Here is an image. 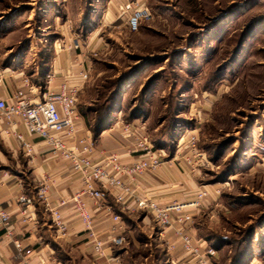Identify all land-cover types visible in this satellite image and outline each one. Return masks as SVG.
<instances>
[{"label": "rangeland", "instance_id": "374dc122", "mask_svg": "<svg viewBox=\"0 0 264 264\" xmlns=\"http://www.w3.org/2000/svg\"><path fill=\"white\" fill-rule=\"evenodd\" d=\"M129 2L151 17L136 32L126 23L98 32L79 113L94 127L106 118L123 138V126L136 127L167 156L194 131L213 160L203 181L220 186L224 210L218 222L195 215L194 228L215 264H264V0ZM108 3L0 0V68L32 76L59 35L46 23L70 21L84 36Z\"/></svg>", "mask_w": 264, "mask_h": 264}, {"label": "crops", "instance_id": "0c3cea01", "mask_svg": "<svg viewBox=\"0 0 264 264\" xmlns=\"http://www.w3.org/2000/svg\"><path fill=\"white\" fill-rule=\"evenodd\" d=\"M108 1L107 6L101 7L100 19L94 30H88L86 24L83 26L87 20L74 21L85 28L87 34L84 36L79 37L70 21L58 22L52 19L51 23H46L47 27L52 26L59 31L58 37L52 40L51 50L46 53L48 61L41 66L46 67L37 68L35 74L29 76L22 70L10 69L3 65L0 71L5 74V78L4 83L0 85V100H8L13 91L21 86L22 80L27 78L32 90H24L30 99L36 102L42 98L49 76L54 75L51 87H57L68 74V70L75 72L90 67L91 57H95L96 51L102 48V43L98 42L101 39L95 38L98 32L106 26L127 24V16L124 18L119 12L129 0ZM75 38L80 41L77 48L66 51L60 47V44H69ZM4 128L5 125L0 124V206L9 213L13 234L12 238H6L0 230V264H152L154 260L155 264H194L185 257L181 243L172 231L160 234V229L150 214L143 210L136 211L131 198L126 199L125 205H118L112 194L107 191L103 192L102 206L96 207L89 198L83 199L94 218L96 231L104 240L107 239L108 229L113 224L107 211L122 218L125 224V242L121 248L112 251L116 260L95 256L87 235L83 233L79 220L74 216L72 204L61 208L62 217L68 228L66 236L56 235L49 210L45 203L37 198L38 189L42 184L49 187L47 203L49 207L55 208L59 200L67 199L73 193L81 191L82 186L70 172L69 164L59 158H53L38 140L34 148L35 155L28 158L20 151L15 139L2 133ZM86 133H89L95 142L93 152L95 159L103 154L112 153L120 155L123 162L130 163L138 154L133 147V140L123 138L117 125L105 126L95 137L80 116L78 135ZM173 151L172 154L168 153V156L166 154L165 161L157 171L137 178L139 188L135 190V194L154 199L160 205H169L173 202L185 203L191 200L193 193L201 188L211 190L220 187L205 184L203 181L205 175H188L186 165L181 162L175 163L172 159L177 151L176 145ZM179 151L184 153L181 149ZM22 196L30 199L31 204L18 203ZM209 202L210 208L216 202L221 204L220 199L216 200L214 197H211ZM220 213L222 212L216 215L215 211L205 209L192 212L193 222L187 225L186 232L192 237L193 244L202 252L211 246L208 239L201 237L194 228L195 215H207L210 221L218 222ZM15 241L21 243L23 251L16 249ZM170 244H173L172 249H168ZM24 250H30L32 253L25 256ZM141 255L143 261H138ZM215 258L210 259V264L211 261L215 264Z\"/></svg>", "mask_w": 264, "mask_h": 264}, {"label": "built area", "instance_id": "2783aa9c", "mask_svg": "<svg viewBox=\"0 0 264 264\" xmlns=\"http://www.w3.org/2000/svg\"><path fill=\"white\" fill-rule=\"evenodd\" d=\"M121 13L127 15V27L130 32L138 31L142 22L151 16L147 9L139 7L137 3L127 2L121 7ZM66 51L77 48L79 39H72L69 44H60ZM89 68V69H88ZM79 71L68 70L64 80L57 86L51 87L54 75L48 77L42 98L32 101L24 89L32 90L27 78L22 80L19 88L15 89L8 100H0V124L5 125L3 134L15 139L20 151L28 158H33L36 141L43 144L53 158H59L69 164L72 175L80 182L82 190L73 193L67 199L59 200L55 208L49 207L47 194L49 187L42 184L37 192L38 200L45 203L50 213L52 228L59 237H65L68 231L61 208L72 204L74 216L79 220L81 230L87 235L88 242L98 258L113 259L112 251L121 248L125 242V224L121 217L109 214L112 226L108 229L107 239H102L95 229L92 218L84 197L95 203L96 207L102 206L104 191L112 194L118 205H125L126 199L131 198L136 211L143 210L150 214L155 224L160 229V234L172 231L175 238L180 241L185 257L194 264H210V259L216 256V250L206 247L202 252L193 244L192 237L186 232L188 224L193 222L192 212L212 211L219 215L223 212L222 205L218 202L209 207V199L220 197L221 188L201 190L193 193L191 200L185 203H169L160 205L156 200L141 197L135 194L138 190L137 178L144 174H152L159 169L166 157V152L155 148L149 138L138 128L130 125L123 126L122 135L133 140V147L138 154L130 163L122 161L120 155L106 153L100 158H94L95 142L89 133L78 135L80 114L78 111V97L84 89L89 78L90 67ZM5 74L0 71V85L4 83ZM31 93V92H30ZM198 136L192 131L189 136H181L176 142V151L173 161L181 162L188 168L187 174L194 176L213 166L208 161L206 154L197 148ZM129 152V151H128ZM25 197L18 199L20 204H31ZM212 202V201H211ZM214 203V202H213ZM0 230L4 237L12 238V229L9 213L0 206ZM18 251H23L21 243L15 241ZM170 244L168 249H172ZM108 252V253H107ZM28 256L32 252L24 250Z\"/></svg>", "mask_w": 264, "mask_h": 264}, {"label": "trees", "instance_id": "16d2710c", "mask_svg": "<svg viewBox=\"0 0 264 264\" xmlns=\"http://www.w3.org/2000/svg\"><path fill=\"white\" fill-rule=\"evenodd\" d=\"M79 114L84 119V121H86L87 127L90 129V131L92 133V136H95L96 137V135H98L102 131V129L105 128V126L108 124L107 121H106V118L105 119L103 118L101 120L98 119L99 121L96 122L95 127L94 126H91L90 123H89V121L86 120V113H83V109L81 110V112ZM158 149H162V148H158ZM173 152H170V154H172ZM208 160L211 163H213V160H211L209 158H208ZM204 238H207V237H204ZM246 261H247L246 259H243L240 262V264H248V263H246ZM237 264H239V263H237Z\"/></svg>", "mask_w": 264, "mask_h": 264}]
</instances>
